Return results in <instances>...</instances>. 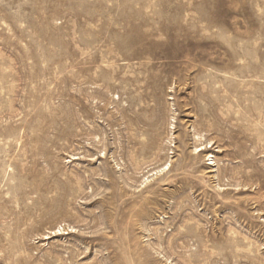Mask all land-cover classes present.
Listing matches in <instances>:
<instances>
[{
  "label": "rangeland",
  "instance_id": "1",
  "mask_svg": "<svg viewBox=\"0 0 264 264\" xmlns=\"http://www.w3.org/2000/svg\"><path fill=\"white\" fill-rule=\"evenodd\" d=\"M0 264H264V0H0Z\"/></svg>",
  "mask_w": 264,
  "mask_h": 264
}]
</instances>
